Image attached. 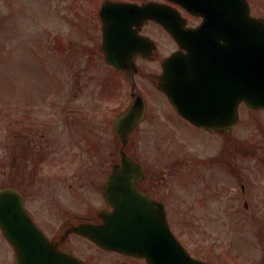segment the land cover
<instances>
[{
	"label": "rangeland",
	"instance_id": "1",
	"mask_svg": "<svg viewBox=\"0 0 264 264\" xmlns=\"http://www.w3.org/2000/svg\"><path fill=\"white\" fill-rule=\"evenodd\" d=\"M248 2L252 16L257 15L261 5L264 7V0ZM68 3L0 0V123L2 106L12 115L20 99L27 103L37 98L39 120L35 129L45 133L47 142H51L46 157L58 160L69 150L58 139L63 133L62 111L71 83L64 55L66 37L79 40L81 31L80 27L69 28L72 17ZM71 3L76 7V0ZM170 50L169 45L167 51ZM154 69L152 64L151 71ZM86 72L80 84L92 89L96 81L88 79L99 75L101 69ZM73 104L77 106V102ZM240 114V122L229 136L196 134L192 128L171 123L161 136L147 133L149 142H141L135 150L146 169L158 175L163 189L183 206L182 212L169 214L173 232L196 258L209 264H258L264 259V160H260L264 156V112L240 108ZM7 129L14 133L15 125L9 123ZM2 133L0 125V158L7 151L1 146ZM14 139L8 138V142ZM8 152L11 157L12 152ZM109 152L104 151L103 156H109ZM219 158L231 161L236 173L229 165L207 162ZM51 162L52 167L44 161L42 170L49 172L57 167ZM73 181L64 182L62 187ZM51 184L38 182V189L48 190ZM55 190L65 191L57 186ZM84 195L88 205L97 204L92 190L87 188ZM198 200L200 203H196ZM71 204L79 205L76 201ZM87 257L89 264L112 263L111 258H101L91 251Z\"/></svg>",
	"mask_w": 264,
	"mask_h": 264
},
{
	"label": "flooded vegetation",
	"instance_id": "2",
	"mask_svg": "<svg viewBox=\"0 0 264 264\" xmlns=\"http://www.w3.org/2000/svg\"><path fill=\"white\" fill-rule=\"evenodd\" d=\"M101 3L104 0H98ZM115 2L144 3L150 0H108ZM83 4V0H79ZM95 13H91L93 24L88 36L89 46L80 47L79 54L69 59V94L67 109L64 111V146L69 150L62 160L52 159L53 166H57L53 182L58 179L65 180V172L72 174L77 182L83 187H88L99 196L97 205H58L55 203V195L60 190L48 192L38 189L39 159H32V172L24 173V157H22L23 147L31 148L35 151L41 148H49L43 135L36 132L34 122L29 120H19L17 123V149L19 145V155L15 159V164L11 159L4 157L1 160L0 187L14 188L24 199L25 209L32 219L45 232L50 241L60 250L74 255L86 263L87 250L91 243L74 229L82 224L102 225L100 214L104 211H111L103 198V188L108 179L112 167L119 163V140L114 134L113 119L120 115L130 103H135L139 107L138 98L143 100L145 114L144 118L136 125L131 132V140L128 142L131 158L134 156L137 145L142 138L146 139L147 133H162L166 131V126L171 123H179L186 127H193L200 134H213L226 136L223 131L210 133L200 130L175 116L166 96L158 91L157 76L162 73L161 59L158 51L162 48V35L159 26L148 21L138 26L131 24L133 35L131 48V61L121 63L124 71H118L106 61L104 54V34L103 22L99 16V8ZM187 26L195 27L200 20L187 16ZM158 38L155 39L154 37ZM154 40L155 50L149 55H145V48L148 39ZM138 41L142 44L138 45ZM139 47V49L137 48ZM177 46L171 51H177ZM128 59V57H124ZM155 69L151 71V65ZM74 69V72L72 71ZM101 69L98 76L92 75L89 80L96 81L95 86L82 88L81 80L86 79L87 70ZM131 69V70H130ZM127 70H130L128 72ZM74 83V85H73ZM98 86V87H97ZM97 88V89H96ZM84 92L87 94L84 95ZM77 102V106L73 104ZM177 120L179 122L173 121ZM170 121V122H169ZM7 136H4V145H7ZM131 142V144H130ZM73 150H79V153ZM104 151H110L109 156H103ZM217 160V161H216ZM208 160V163L224 165L228 162L222 159ZM144 166V165H143ZM144 168V178L138 183V190L148 196L149 199L161 204L168 213L182 212L183 206L178 204V200L163 189L159 183L160 178L155 172ZM56 176V177H55ZM155 178V180H153ZM71 185H68L70 188ZM43 198L42 201L40 198ZM196 203H200L198 200ZM194 211L199 208L192 207ZM15 252L8 245L0 231V259L3 264H14ZM123 257V256H122Z\"/></svg>",
	"mask_w": 264,
	"mask_h": 264
},
{
	"label": "water",
	"instance_id": "3",
	"mask_svg": "<svg viewBox=\"0 0 264 264\" xmlns=\"http://www.w3.org/2000/svg\"><path fill=\"white\" fill-rule=\"evenodd\" d=\"M169 1L203 17L199 28L184 31L177 26L179 14L172 7L167 6L163 10L159 5L149 4L139 8L163 24L179 46L188 51V55L176 53L164 62L166 68L175 67V73L178 71L169 86L161 85L162 82L160 84L161 90L169 96L176 110L197 126L210 130H229L237 122L239 103L244 101L251 109L264 108V24L249 16L246 1ZM203 51L210 54V67L206 66L204 71L208 70L204 75L190 74L195 67L191 64L195 61L203 62L202 58H195ZM213 87L222 92L225 89L223 98L228 104L231 103L230 114L220 117L215 115L220 113L213 114L208 107L186 106L187 101L192 104L197 100H210V89ZM221 111L224 114V110ZM129 115L128 112L124 118ZM127 134L128 131L119 133L123 145ZM122 166L123 170H116L106 186L108 203L113 207L121 205L122 208L112 214L103 228L85 227L82 234L103 248L145 258L148 264H201L191 259L175 241L163 219L156 222L148 212L131 210V206L138 205L136 200L140 197L135 184L141 176V168L132 163L124 153ZM131 179L134 181L131 182ZM113 191L125 192L117 195L112 194ZM1 196L0 194V226L18 250V264H71L67 256L50 246L38 229L24 226L22 234H14L13 226L4 218ZM131 197L136 199L132 205ZM118 217H122L120 222L117 221Z\"/></svg>",
	"mask_w": 264,
	"mask_h": 264
}]
</instances>
